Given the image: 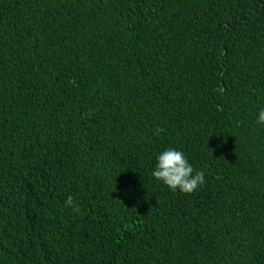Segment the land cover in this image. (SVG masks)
Returning a JSON list of instances; mask_svg holds the SVG:
<instances>
[{
	"label": "trees",
	"instance_id": "obj_1",
	"mask_svg": "<svg viewBox=\"0 0 264 264\" xmlns=\"http://www.w3.org/2000/svg\"><path fill=\"white\" fill-rule=\"evenodd\" d=\"M261 109L264 0H0V264H264Z\"/></svg>",
	"mask_w": 264,
	"mask_h": 264
},
{
	"label": "clouds",
	"instance_id": "obj_2",
	"mask_svg": "<svg viewBox=\"0 0 264 264\" xmlns=\"http://www.w3.org/2000/svg\"><path fill=\"white\" fill-rule=\"evenodd\" d=\"M69 83L74 84L75 81L70 80ZM257 123L264 124V109L260 110ZM157 161L152 175L172 191L179 189L186 194L192 193L205 183L204 171L194 170L183 151L168 148L158 155ZM73 203V197L69 195L65 201V207L72 206ZM73 211L80 212L81 210L77 205Z\"/></svg>",
	"mask_w": 264,
	"mask_h": 264
}]
</instances>
